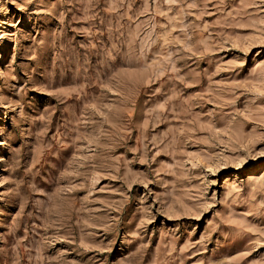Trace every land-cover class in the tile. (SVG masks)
I'll return each mask as SVG.
<instances>
[{
	"label": "rangeland",
	"instance_id": "rangeland-1",
	"mask_svg": "<svg viewBox=\"0 0 264 264\" xmlns=\"http://www.w3.org/2000/svg\"><path fill=\"white\" fill-rule=\"evenodd\" d=\"M0 264H264V0H0Z\"/></svg>",
	"mask_w": 264,
	"mask_h": 264
}]
</instances>
